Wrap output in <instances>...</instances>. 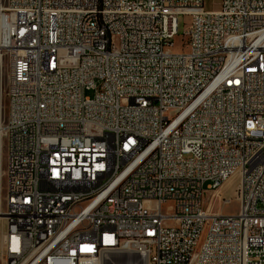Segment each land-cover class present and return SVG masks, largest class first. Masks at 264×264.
I'll list each match as a JSON object with an SVG mask.
<instances>
[{"label": "built area", "instance_id": "built-area-1", "mask_svg": "<svg viewBox=\"0 0 264 264\" xmlns=\"http://www.w3.org/2000/svg\"><path fill=\"white\" fill-rule=\"evenodd\" d=\"M128 246L264 264V0H0V264Z\"/></svg>", "mask_w": 264, "mask_h": 264}, {"label": "rangeland", "instance_id": "rangeland-1", "mask_svg": "<svg viewBox=\"0 0 264 264\" xmlns=\"http://www.w3.org/2000/svg\"><path fill=\"white\" fill-rule=\"evenodd\" d=\"M219 0H207V3L209 5L210 8H215L217 7V3ZM189 18L187 16H181L179 18V34L175 37L174 39V47H173V51L174 52H182L183 50H185L184 46H183V30L185 27V24L188 22ZM87 95L88 96H93L94 95V91H87ZM6 107H7V100L3 99V113H5L6 111ZM236 183L233 182V180L229 181L228 183H225L221 189L220 192L227 197H232L231 202L224 204L221 201H213V207L214 210H218L219 212L228 215V214H234L238 211L239 209V201L237 199H235V187ZM208 196V193H205L204 195V201L205 198ZM171 202L167 203L166 205H164L163 209L165 210V212L170 213V206H171Z\"/></svg>", "mask_w": 264, "mask_h": 264}, {"label": "bare ground", "instance_id": "bare-ground-1", "mask_svg": "<svg viewBox=\"0 0 264 264\" xmlns=\"http://www.w3.org/2000/svg\"><path fill=\"white\" fill-rule=\"evenodd\" d=\"M233 180L229 179L226 183ZM200 231L202 235H215L218 231V221L215 217H202L200 222ZM103 256H110V249H103ZM117 257L121 260H134V264H143V256H138V248L135 246H128V249L117 250ZM204 252H201V247H194L192 253V261H203ZM103 264H132L124 263L114 257L104 258Z\"/></svg>", "mask_w": 264, "mask_h": 264}]
</instances>
